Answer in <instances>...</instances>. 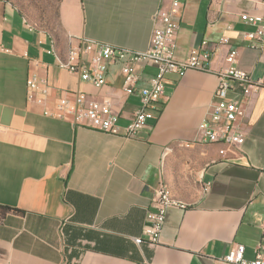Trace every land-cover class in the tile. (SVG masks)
Wrapping results in <instances>:
<instances>
[{
	"label": "crops",
	"instance_id": "crops-1",
	"mask_svg": "<svg viewBox=\"0 0 264 264\" xmlns=\"http://www.w3.org/2000/svg\"><path fill=\"white\" fill-rule=\"evenodd\" d=\"M171 0H61L59 31L29 29L0 0V206L22 211L0 221V264H227L235 245L252 260L264 234V42L243 39L254 28L241 15H264V0H183L175 57L212 54L211 72L165 77L164 97L147 126L132 138L78 127L50 116L66 91L108 100L126 126L140 105L125 95L118 66L96 88L58 66L71 50L87 61L82 40L143 52ZM236 48L237 67L259 89L246 103L241 146L208 144L199 127L215 103L224 53ZM137 89L154 74L137 68ZM44 79L46 96L27 98V77ZM234 95H230L233 99ZM161 181L188 205L167 211L158 244L137 245ZM209 185L208 190L204 188Z\"/></svg>",
	"mask_w": 264,
	"mask_h": 264
},
{
	"label": "built area",
	"instance_id": "built-area-1",
	"mask_svg": "<svg viewBox=\"0 0 264 264\" xmlns=\"http://www.w3.org/2000/svg\"><path fill=\"white\" fill-rule=\"evenodd\" d=\"M182 1L171 0L169 12L159 16L146 51L132 52L84 39L81 53L87 57L86 62L79 64L75 61L79 58L78 50H71L66 61H58L61 69L76 75L79 80L96 88L106 85L108 68L118 66L123 93L128 96L136 94L140 102L126 126L118 125V115L113 111L108 100L93 99L80 90L64 92L50 116L100 133L132 138L154 118L156 106L164 97L165 77L168 74L182 75L188 70L211 72L212 54L208 51L195 52L183 60L175 57L176 37L179 30V22L175 19V14L180 10ZM240 18L254 28L253 31L246 32L243 36L248 46L255 47L262 44L264 42V15L244 14ZM29 29L31 30V27ZM224 50L225 66L215 72L218 78L216 101L209 106L206 119L200 125L199 131L204 143L241 146L245 140L242 127L246 116L244 100L259 89V83L251 80L245 71L237 67V49L230 46L226 37H220L215 44V51L222 53ZM141 65L152 66L154 74L145 88L137 89L140 78L136 70ZM26 87L28 99H32L34 93L46 96L50 89L47 82L35 72L28 75ZM230 95H234V98L231 99ZM208 187L209 185L206 184L204 190L207 191ZM151 205L153 211L148 215L142 236L134 239L137 245L158 244L167 211L171 208L181 211L188 209V205L174 204L164 197L161 181L154 188ZM244 253L243 245H235L224 257V261L227 264H264V234L254 249L252 260H246Z\"/></svg>",
	"mask_w": 264,
	"mask_h": 264
},
{
	"label": "rangeland",
	"instance_id": "rangeland-1",
	"mask_svg": "<svg viewBox=\"0 0 264 264\" xmlns=\"http://www.w3.org/2000/svg\"><path fill=\"white\" fill-rule=\"evenodd\" d=\"M12 5L37 31L55 35L59 31L58 7L61 0H3Z\"/></svg>",
	"mask_w": 264,
	"mask_h": 264
},
{
	"label": "bare ground",
	"instance_id": "bare-ground-1",
	"mask_svg": "<svg viewBox=\"0 0 264 264\" xmlns=\"http://www.w3.org/2000/svg\"><path fill=\"white\" fill-rule=\"evenodd\" d=\"M163 194L164 197L169 199L174 204H180V205H185L183 202L178 201L173 195L171 190L167 186H163Z\"/></svg>",
	"mask_w": 264,
	"mask_h": 264
},
{
	"label": "trees",
	"instance_id": "trees-1",
	"mask_svg": "<svg viewBox=\"0 0 264 264\" xmlns=\"http://www.w3.org/2000/svg\"><path fill=\"white\" fill-rule=\"evenodd\" d=\"M17 213V214H22L23 212L18 210V209H13L5 206H0V221L5 217L7 213Z\"/></svg>",
	"mask_w": 264,
	"mask_h": 264
}]
</instances>
